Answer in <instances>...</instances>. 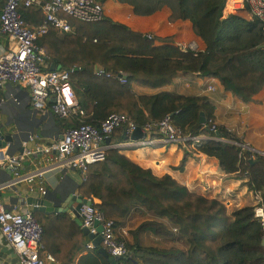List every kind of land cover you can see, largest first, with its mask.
Returning <instances> with one entry per match:
<instances>
[{"label": "trees", "instance_id": "trees-1", "mask_svg": "<svg viewBox=\"0 0 264 264\" xmlns=\"http://www.w3.org/2000/svg\"><path fill=\"white\" fill-rule=\"evenodd\" d=\"M132 6L137 14L149 13L165 4L168 21L188 19L191 30L204 42L203 50L180 49L171 36H147L112 20L102 13L97 21L66 17L71 30L59 32L49 26L37 43L44 50L47 66L68 69V80L81 88L93 102L89 114L81 120L97 124L110 112H122L141 126L168 114L183 132L198 134L206 127L198 120L203 111L205 122L211 120V105L202 96L183 95L159 90L135 94L130 83L150 87L167 83L180 70L200 76L218 78L222 87L243 102H258L254 95L264 84V27L240 9L228 12L223 0H117ZM102 2V0H101ZM24 19L37 25L43 19L35 6H21ZM248 12V11H247ZM161 41L156 43L155 41ZM100 68L102 72H95ZM126 72L120 82L115 74ZM59 117V116H58ZM63 126L76 122L72 116L59 117ZM117 126L109 133L111 134ZM219 136L228 141L200 140L196 145L217 159L218 166L233 177L246 176L250 190H262L264 210V155H247L238 143L242 140L224 126L216 125ZM184 161L181 157L176 167ZM80 192L98 199L92 204L112 218L124 216L130 207H138L155 218H146L131 234L148 230L172 242L167 246L142 245L137 239L126 242L128 254L117 264H264V247L260 243L261 227L252 214L251 205L226 212L225 205L214 197L189 191L169 174L156 175L141 167L117 148L104 151L101 161L86 165ZM42 226L41 249L60 264H70L73 254L88 237L66 213L33 211ZM174 227L175 230H172ZM44 250V251H45ZM75 264H111L108 257L92 247L77 258Z\"/></svg>", "mask_w": 264, "mask_h": 264}, {"label": "crops", "instance_id": "crops-1", "mask_svg": "<svg viewBox=\"0 0 264 264\" xmlns=\"http://www.w3.org/2000/svg\"><path fill=\"white\" fill-rule=\"evenodd\" d=\"M102 7L104 15L110 19L121 22L146 36L148 34L160 37L171 36L170 43L180 49L203 50L204 48L203 40L192 32L188 19L167 20L169 8L165 4L144 14L135 13L130 4L117 0H102ZM156 43L161 41L156 40ZM73 88L86 115L89 114L93 102L85 97L80 87L73 84ZM130 90L135 94H151L163 90L183 95L202 96L211 105V121L214 124L222 125L238 136L243 144L254 149L251 153L264 155V84L254 95L258 102H243L224 89L218 78L214 76H200L196 72L178 70L167 83L160 86L150 87L131 82ZM62 126L59 117L52 112L40 113L31 108L25 88L11 83H5L0 87V145L7 144L10 151L16 150L27 131L36 133L41 142H48L59 136ZM122 131L123 129L119 128L105 136V138L108 137V142L105 138L103 140L106 148H117L120 153L139 166L148 167L156 175L169 174L191 192L220 200L225 205L227 213L242 205L253 203L252 190L243 183L246 176L233 177L226 174L218 166L217 159L199 150L194 142L190 140L169 142L157 133H147L143 138L130 139L128 136L124 138ZM200 139L228 141L219 134L205 132H200ZM238 144L242 146L241 143ZM182 156H184L182 165L176 167ZM42 165L44 163L41 156L33 160H24L21 171L32 170ZM82 178V173L76 168L47 171L43 174L46 188L44 194L51 191L74 192L77 190V194L97 202L96 197L86 196L80 192ZM7 180H12L11 170L8 166H0V184L5 182L0 186V201L6 205L19 203L17 194L24 198L32 194L40 195L35 189L29 190V184L25 181L7 183ZM146 218H155L169 226L163 217H156L138 207H130L124 216L117 218L114 231L126 242L137 239L142 245L171 244V240L148 230L138 231L135 234L129 232V229L134 228ZM78 225L80 228V224ZM42 249L45 250L43 247ZM91 249L85 248L83 244L73 254L70 264H75L78 257ZM0 264H19L14 250L6 244L1 234ZM47 264L60 263L54 259Z\"/></svg>", "mask_w": 264, "mask_h": 264}, {"label": "built area", "instance_id": "built-area-1", "mask_svg": "<svg viewBox=\"0 0 264 264\" xmlns=\"http://www.w3.org/2000/svg\"><path fill=\"white\" fill-rule=\"evenodd\" d=\"M226 11L247 9L250 16L264 27V0H223ZM21 6H35L43 14L37 25L27 22L19 11ZM101 0H0V87L5 83L26 89L33 110L47 111L59 117H75L74 124L60 127L59 136L48 142H41L36 133L27 131L24 139L14 151L7 144L0 145V166H8L12 180L7 183L25 181L29 190L46 192L43 174L52 169L76 168L82 175L86 165L101 161L106 146L103 140L113 128L121 126L129 133L136 126L147 133H157L169 142L190 140L200 142V133L183 132L173 124L168 114L156 121L135 124L122 112H110L99 123L82 121L86 112L78 100L73 84L68 80V69L47 66L44 50L37 43L38 37L49 26L59 32L71 30L66 17L82 21H97L102 17ZM96 68L95 72H102ZM120 82L125 81L126 72L115 74ZM205 133L218 134L216 124L211 120L203 123ZM143 136V137H144ZM142 137V138H143ZM243 148V146H241ZM42 157L44 165L28 171H21L24 160ZM5 182H1L0 186ZM262 190H252V214L261 227L264 237V210ZM80 204L78 214L80 225L86 227L91 236H99L100 245L110 256L124 257L128 254L125 240L114 231L112 218L107 217L92 204L89 198ZM17 202L6 205L0 201V234L15 252L19 264H47L53 256L41 249L42 226L33 215L31 206L24 196L17 194ZM172 230H175L172 227ZM85 248H92L91 238L84 242Z\"/></svg>", "mask_w": 264, "mask_h": 264}, {"label": "water", "instance_id": "water-1", "mask_svg": "<svg viewBox=\"0 0 264 264\" xmlns=\"http://www.w3.org/2000/svg\"><path fill=\"white\" fill-rule=\"evenodd\" d=\"M146 35V34H145ZM53 67V64H51ZM58 68V65L55 66ZM198 120L201 123L205 122V117L202 111L198 113ZM123 137H127L130 139H138L144 136V132L140 129V127L136 126L133 130L129 133L125 132L123 129L122 131ZM105 141L108 142V137L105 138ZM244 148V151L247 155H250L251 151L254 149L247 144L241 143ZM25 202L31 206L32 211H40L43 213H57V212H66L68 215L77 223L80 224L78 208L81 203L87 202L86 198L77 194V190L74 192H58V191H51L48 194H41V195H27L25 197ZM80 230L83 234H85L88 238H91V242L93 247H96L97 251H99L104 256L108 257L111 264H117L118 256H110L106 253L105 249L99 245V236H91L90 233L87 232L86 227L80 225ZM261 245L264 247V237L261 236L260 239Z\"/></svg>", "mask_w": 264, "mask_h": 264}, {"label": "rangeland", "instance_id": "rangeland-1", "mask_svg": "<svg viewBox=\"0 0 264 264\" xmlns=\"http://www.w3.org/2000/svg\"><path fill=\"white\" fill-rule=\"evenodd\" d=\"M241 13L245 16V17H252L249 15V13L247 11H241ZM253 18V17H252ZM172 228V227H171ZM170 240V239H169Z\"/></svg>", "mask_w": 264, "mask_h": 264}]
</instances>
